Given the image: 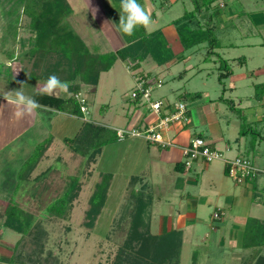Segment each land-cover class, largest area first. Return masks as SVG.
<instances>
[{
    "label": "rangeland",
    "instance_id": "1",
    "mask_svg": "<svg viewBox=\"0 0 264 264\" xmlns=\"http://www.w3.org/2000/svg\"><path fill=\"white\" fill-rule=\"evenodd\" d=\"M134 1L140 7V17L148 31L174 26L172 21L194 8L191 0ZM68 2L72 13L67 23L91 54L114 53L127 44L112 18V14L119 17L122 26L126 22V14L118 0ZM214 5L220 12L212 23L213 36L220 46L215 51L226 60L232 72L230 77L218 82L219 63L216 58L209 57L207 42L188 50L171 44L173 58L168 64L157 66L148 60L141 63L140 71L149 73L153 79L157 75L162 82L160 87L152 85V100L184 102L196 131L214 141L216 147L223 150V158H248L255 161L256 166L262 165L264 87L257 88L256 85L264 84V0H218ZM28 24L29 19L21 14L18 3L7 5L0 0V260L10 257L20 238L19 234L3 227V212L10 203L32 214L48 233L45 251L53 253V257L41 264H124V261H118V254L127 240L130 223L131 207L127 206L125 185L132 170L125 159L126 152H123L129 140L104 146L101 155L89 166L86 159L74 155L63 143L65 137L75 135L81 123L71 117H60L64 122H70L69 126H60L59 122L50 124V118L48 122L41 118L31 131L10 140L11 126L17 125V112L19 116L20 107L29 103L34 91L48 93L53 87H65L64 83L59 85L58 79L54 80L56 86L46 80L34 82L32 79L31 64L22 56L29 48L28 41L32 36ZM135 87L134 73L128 70L126 63L116 60L111 70L101 73L95 89L81 85L80 93L88 109L85 120L109 129H130L126 126L129 117L125 104L131 100ZM63 92L65 89L58 95L65 96ZM196 92L200 93V103L192 106V96ZM180 94L186 96L177 99ZM220 97L229 102L219 100ZM38 131L43 136L36 137ZM43 142L50 143L48 149L29 179L22 180L18 177L20 168L38 152L37 148ZM227 146L230 152L225 151ZM221 163L217 160L209 164L220 168ZM48 168V178L37 180V176ZM104 172L114 173L115 179L94 228L88 230L83 226L88 200ZM154 175L153 171L143 177L149 184L157 179L168 183L160 190L164 198H153L151 233H155L162 222L165 224L168 216L184 214L185 206L196 204L197 207L199 220L188 221L194 222L195 227L184 230L180 264H192L193 259L195 264H252L257 249H262L260 254H264V240L259 234L255 235L257 243L262 245L260 248L241 247L243 236L248 234L253 222H264V204L258 207V215L250 213L260 217L253 220L247 216V209L254 198H245L244 203V199L236 201L237 204H231V198H173L169 176L160 173L155 178ZM190 176L196 177L192 172ZM70 177H78L81 181L79 196L66 218L49 216L47 207L63 194ZM225 182L232 191L234 182L228 176ZM215 190L216 186L206 187L211 196H215ZM188 191L190 194L195 192L191 188ZM261 195L255 196L260 198ZM215 213L220 214L218 219L213 218ZM247 238L249 240V236ZM25 253H28L26 249Z\"/></svg>",
    "mask_w": 264,
    "mask_h": 264
},
{
    "label": "trees",
    "instance_id": "2",
    "mask_svg": "<svg viewBox=\"0 0 264 264\" xmlns=\"http://www.w3.org/2000/svg\"><path fill=\"white\" fill-rule=\"evenodd\" d=\"M3 1L7 5L13 2L18 3L21 14L29 19L28 26L32 36L28 41L29 48L23 52L22 56L31 63L30 72L34 82L46 80L56 86L54 80L58 79L59 85L64 83L66 87L65 96L34 91L29 100L37 108L84 118V114L80 111V104L75 99V96L80 93L81 85L95 88L101 73L108 72L116 60L126 63L128 70L134 72L136 79L139 76L151 78L149 73L138 71L141 63L150 60L157 66H163L173 58L172 48L161 30L147 32L140 17V7L134 0H118L122 5L123 13L126 14V22L122 26L119 17L112 14V18L127 44L114 53L106 54H91L80 36L70 28L67 19L72 13V7L68 0ZM216 1L218 0H191L194 5L193 10L186 12L171 24L175 26L177 38L183 50H188L202 42L209 44L207 53L209 57L216 58L219 63L220 74L217 79L222 83L224 79L232 75V72L226 60L215 51L220 49L212 32L213 20L220 16L219 9L214 7ZM239 61L244 59L239 58ZM154 79L159 80L157 76ZM260 86L264 87V84L256 85L257 88ZM199 95L198 92L194 93L193 99ZM185 96L186 94H183L179 99L182 100ZM138 97L131 100L134 103L140 102ZM219 100L229 102L221 97ZM197 137L201 138L200 135ZM115 141H119L116 131L89 121H83L73 137L63 139L68 150L86 159L88 166L94 164L104 146ZM46 143L39 144L38 152L32 158L30 156L20 168L18 177L22 180L27 181L35 170L50 145ZM49 171L50 168L46 169L37 176V180L48 178ZM111 180V174L102 173L100 181L94 185L83 223L88 230L94 228L105 205ZM80 191V179L70 177L63 194L47 207V214L60 219L66 218ZM150 191L151 187L141 177H132L127 185L126 201L127 206L131 207L130 223L127 240L120 249L118 261H124V264H180L182 232L172 230L156 235L150 231L153 205ZM3 217V227L19 234L20 238L10 257L0 260V264H41L43 260L45 262L51 256L53 257V253L45 251L48 233L32 214L9 203L4 209ZM256 221L258 223L253 222L255 227L252 225L248 234L243 236L241 247L244 249L262 246L261 243H257L255 234H259L264 240V222ZM260 226L263 228L261 229ZM262 243L264 246V241ZM24 249L28 253L23 254ZM128 250L130 252L126 253ZM261 251L262 249H257L256 258L252 264H264V254H260ZM193 257L195 258V254ZM192 264H195V259Z\"/></svg>",
    "mask_w": 264,
    "mask_h": 264
},
{
    "label": "crops",
    "instance_id": "3",
    "mask_svg": "<svg viewBox=\"0 0 264 264\" xmlns=\"http://www.w3.org/2000/svg\"><path fill=\"white\" fill-rule=\"evenodd\" d=\"M152 17L154 21H156L157 19L156 15L153 14ZM158 29H160L161 32L163 33L170 47H171V44H173V46H176L177 44L180 45L179 40L177 38L176 31H175V26L167 25V26H163V28H158ZM147 32H151V31L147 30ZM24 59L27 60L26 58ZM138 71H140V69ZM60 88L65 89V92L63 93H66V87L56 86V87H53V90L51 92L49 91L48 94L59 96L58 94L61 93V91L63 90V89L60 90ZM180 96L181 94L177 96V99H179ZM198 98H200V95L194 99L192 96V100H193L192 106L195 103L196 104L200 103V101H198ZM126 103L127 104L125 105L127 106V109H128L127 117H129V120L126 121L127 127L130 126V128L143 130L149 124H152L157 121L158 119L157 116H155L147 108L145 104H142L140 102L134 103L132 100ZM166 103H170V102H166ZM194 106H197V105H194ZM19 110H20L19 116H18V112L16 115V119L18 120L16 121L17 125L11 126L12 136H10L11 137L10 140H13L14 138L15 139L21 138L23 136L22 134L31 131L35 127V124L41 122V118L43 119L45 118L46 122H48L50 118L51 119L50 124L51 122L52 124L54 123L57 124V122H59L60 126L61 125L69 126L68 123H70V122L68 123L64 122L65 120H62V118L60 117H66L69 119L71 117L75 120L77 119V121H80L81 123L83 121H86L85 118H77V117L62 114V113L52 112L48 109L37 108L36 106L30 103V100L28 104L21 106ZM190 121H191V115L189 111L188 121L186 124L175 126V127L172 126L169 131L164 133V139L172 143V146L170 147H161L157 144H150L149 142L145 141L142 138H126L125 140L115 141L116 143H122L126 140H129L126 144L127 146L123 149V152H126L127 157L125 159L128 161L127 163L129 164V168L132 171L127 176L128 179L126 181L125 188H127V185L132 177H136V176L141 177L151 187L150 195L152 198H164L163 197L164 193H161L160 190L164 189L163 185L167 184L168 182L166 181V183H161L163 182V179L161 181L157 179L149 184L147 182L149 180L147 178L144 179L143 177L145 174H150L151 172L154 171L155 178L160 173L166 174L167 176H169L168 180H170V183H172L171 196H173V198H231L232 200L231 204L236 203V201L239 202L242 199H244L242 200V203H244L245 198H254L253 202H251V204L249 205L251 207L247 209L249 212L247 216H250L249 217L250 219L260 218V217H254V216L260 213L258 211V207L264 204V180H263L264 177L259 176L253 180H248L243 184H237L236 186H235V183H233L235 187L233 186L232 188L233 190L230 191L229 185L225 182L227 175L225 174V167H224L223 162L221 163V166L219 168V166L210 165L209 163H205L202 160H194L191 163L189 168L184 167L183 163L185 161V157L183 155V148L189 143L191 139L196 138L198 135H200L201 138L206 143H208L212 148L217 149L220 152H223V150L216 147V144L214 141L205 139V137L202 134H199L200 132L196 131L195 127ZM81 123L78 125L77 130L81 126ZM111 130L115 131L114 129H111ZM41 132H44V131L41 130ZM35 136L41 137L43 136V133H40L38 131L36 132ZM65 138H69V137H65ZM253 147H254V144H253ZM225 151L230 152V149H228V146L225 148ZM256 155L259 157V159L261 158V156H259L258 154ZM254 159L256 158H253V160ZM263 166L264 164L258 165V167H263ZM132 172H135V173H132ZM191 172L193 176H196V177H191L190 176ZM111 176H112V180H111L110 187L112 185V182L115 179V174L111 173ZM203 185H206V186L203 187ZM207 185L208 187L216 186L215 194L213 193L215 196H211L206 191ZM190 188L192 190H195L193 194H190V192L188 191ZM254 191L255 193H253ZM155 193H156V196H155ZM261 193L263 194V196L261 195L262 199L261 197L258 198L255 196V195L259 196ZM179 202H181V200H179ZM195 205L185 206L184 207L185 213L178 215L177 217L168 216L166 219V223L164 224V222H162L160 226L156 229V232L155 233L152 232V233L160 235L166 232H170L172 230H179L182 232V235H183L185 229L194 228L195 227L194 222H188V221L199 220V218H197V207ZM232 207L233 206L231 205L230 208ZM250 213H253L254 216H251Z\"/></svg>",
    "mask_w": 264,
    "mask_h": 264
},
{
    "label": "built area",
    "instance_id": "4",
    "mask_svg": "<svg viewBox=\"0 0 264 264\" xmlns=\"http://www.w3.org/2000/svg\"><path fill=\"white\" fill-rule=\"evenodd\" d=\"M136 87L131 93V99H136L138 96L140 103L145 104L147 108L157 116V121L149 124L145 129L139 130L135 128L118 129L116 136L119 141L125 138H142L150 144H157L161 147H170L172 143L164 139V133L169 131L172 126H180L188 121V106L182 101L166 103L160 100L153 101L151 98L152 85L160 87L162 82L153 78L137 77L135 79ZM75 99L80 104V111L88 114L86 100L82 98L81 93L75 96ZM185 157L184 167L189 168L194 160H202L205 163L221 160L224 163L225 172L235 184H243L248 180H253L256 177H264V166H256L248 158H223L220 151L212 148L202 138H193L183 148ZM214 219L218 218V213L213 215Z\"/></svg>",
    "mask_w": 264,
    "mask_h": 264
}]
</instances>
